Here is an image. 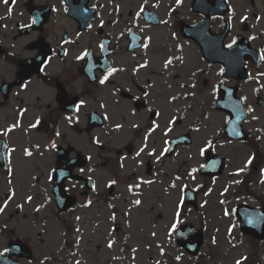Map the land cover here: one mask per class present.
<instances>
[{
    "label": "rangeland",
    "instance_id": "374dc122",
    "mask_svg": "<svg viewBox=\"0 0 264 264\" xmlns=\"http://www.w3.org/2000/svg\"><path fill=\"white\" fill-rule=\"evenodd\" d=\"M111 1L120 4L129 25L142 23L137 15L144 7L160 16L154 27L146 28L145 21L139 24L149 48L158 52L159 62L168 57L178 62L175 67L171 60L170 67L179 75L173 80L178 87L175 107L157 123L168 130V137L173 129L176 133L191 132L193 143L159 160L154 184L146 191L127 194L122 186L118 195L103 196L105 202L102 196L79 198L58 219L54 202H41L42 180L50 168L45 167L49 152L41 157L45 153L41 147L39 154L23 158L21 153L29 144L20 141L8 150L13 157L12 175L5 178V170L0 168V250L7 247L14 228L33 254L21 264H259L264 240L240 232L235 210L240 204L264 206V107L254 102L255 94L264 96V0H253L252 4L250 0H227L230 11L226 16L232 20V29L226 41L244 34L261 50V63L256 70L247 65L249 80L238 91L248 107L249 116L243 122L252 135L248 143L221 137L227 114L214 104L219 67L208 65L192 42L180 38L179 24L199 20L190 7L192 0H101L103 10ZM244 21L249 29L242 33ZM213 23L214 30L220 29L219 20ZM168 45L170 51L166 50ZM203 78L209 80L208 85L201 83ZM5 125L0 111V129ZM214 139L212 148L224 155L226 162L220 175L205 178L198 170L204 161L201 146ZM90 141L88 137L87 145ZM185 186L198 193L196 208L183 202ZM7 201H12L11 205ZM186 222L203 235L196 256L186 254L173 236L176 227ZM116 223L120 230L114 228Z\"/></svg>",
    "mask_w": 264,
    "mask_h": 264
},
{
    "label": "flooded vegetation",
    "instance_id": "af4514ba",
    "mask_svg": "<svg viewBox=\"0 0 264 264\" xmlns=\"http://www.w3.org/2000/svg\"><path fill=\"white\" fill-rule=\"evenodd\" d=\"M144 9L149 8L137 15L140 25L145 21ZM197 15V22L179 24L180 38L192 42L208 65L219 67L216 92L223 84L238 92L246 81L226 76L222 65L206 61L197 44L183 36L182 25L195 26L206 18L203 12ZM216 20L221 24L217 31L212 28ZM224 21L222 17L210 19L214 34H221ZM127 22L117 1L103 10L101 0H0V111L6 124L0 129V168L5 178L12 175L13 157L8 150L20 141L30 148L21 153L23 158L30 159L44 147L40 155L49 152L45 167L50 168L42 180L47 193L43 188L41 202L54 201L56 180H62L67 198L75 199L72 206L87 197L102 196L105 202L103 196L118 195L122 186L127 194L144 192L154 184L159 160L193 143L191 132L173 129L168 137V130L157 123L175 107L178 87L173 80L179 75L170 67L171 60L177 67V59L159 62L158 52L149 48L139 31L142 26ZM155 25L146 22V28ZM229 26L232 29V20ZM231 29L225 39L227 47L238 41V35L226 41ZM131 33L140 36V43L130 45ZM159 52L165 55L160 48ZM244 59L250 72L247 65L251 61ZM201 83L208 85L209 80L203 78ZM215 142L201 146L202 155L207 150L216 155ZM61 214L55 211L56 218ZM14 232L12 228L6 244L13 240L27 243Z\"/></svg>",
    "mask_w": 264,
    "mask_h": 264
},
{
    "label": "water",
    "instance_id": "95a60500",
    "mask_svg": "<svg viewBox=\"0 0 264 264\" xmlns=\"http://www.w3.org/2000/svg\"><path fill=\"white\" fill-rule=\"evenodd\" d=\"M195 12L202 11L207 19L201 22L195 27H182V31L185 36H191L200 46L204 56L208 61H219L225 64V70L229 73L237 74L239 78H244L246 76L245 70H243L244 57L250 56L257 61L259 60L258 52L250 48L247 39H240V42L227 49L223 46V37L229 30L227 27L221 36H213L210 33L209 28V15L218 14L222 15L227 11V6L224 0H193L192 6ZM145 19L153 23L157 22L158 19L152 13H145ZM137 38L134 37L133 42ZM220 97L216 102V107L221 110H226L230 114V121L225 127V133L228 136L235 139L241 138L246 139L247 135L243 133L241 121L247 117V113L244 111L242 103L236 96V87L229 88L226 86H220ZM259 102V101H258ZM261 105L263 103L259 102ZM207 162L202 168L203 173H209V175H217L222 170L223 158L219 157V161L213 162V158L207 156ZM84 160V159H83ZM3 162L2 157V142L0 141V165ZM212 162V163H211ZM84 163V161H83ZM212 166L218 168L216 172H212L210 169ZM72 168V167H71ZM69 169V171L71 170ZM53 193H55L56 203L60 210L64 211L67 207L71 205L73 199H68L64 197V191L62 187V180H56L54 182ZM187 198L186 201L195 203V193L191 192L189 189L186 190ZM238 217L241 222L240 230L243 232L253 233L258 238L264 237V210H258L249 208L248 206H240L237 210ZM176 236L178 237L179 244L185 248L186 251L195 255L202 242V235L199 232H195L191 225L186 224L185 227L179 228L176 231ZM16 254L18 257L31 258V254L25 245L19 243L10 244L8 252L5 256L0 257V264H18L17 260H13L11 257Z\"/></svg>",
    "mask_w": 264,
    "mask_h": 264
},
{
    "label": "snow or ice",
    "instance_id": "6c2138e0",
    "mask_svg": "<svg viewBox=\"0 0 264 264\" xmlns=\"http://www.w3.org/2000/svg\"><path fill=\"white\" fill-rule=\"evenodd\" d=\"M8 2V0H5V3H7ZM177 2L179 3V0H177ZM231 45H229V47H230ZM101 83H104V80H101ZM138 155H139V153H138ZM137 203H139V202H137ZM237 264H240V262L238 261L237 262Z\"/></svg>",
    "mask_w": 264,
    "mask_h": 264
},
{
    "label": "trees",
    "instance_id": "16d2710c",
    "mask_svg": "<svg viewBox=\"0 0 264 264\" xmlns=\"http://www.w3.org/2000/svg\"><path fill=\"white\" fill-rule=\"evenodd\" d=\"M264 258V257H263Z\"/></svg>",
    "mask_w": 264,
    "mask_h": 264
}]
</instances>
